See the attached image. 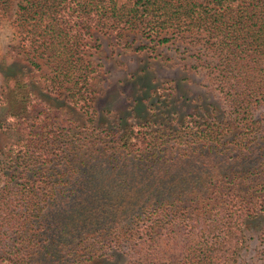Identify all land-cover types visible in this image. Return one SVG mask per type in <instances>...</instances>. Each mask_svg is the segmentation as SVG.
<instances>
[{
    "label": "trees",
    "instance_id": "obj_1",
    "mask_svg": "<svg viewBox=\"0 0 264 264\" xmlns=\"http://www.w3.org/2000/svg\"><path fill=\"white\" fill-rule=\"evenodd\" d=\"M13 21L17 52L39 70L44 91L65 90V104L39 102L29 87L22 90L25 81L2 83L0 103L9 102L7 88L11 98L2 114L9 139L0 150V264H85L118 254L124 264H237L245 222L264 213V110L255 113L264 103V0H18ZM92 28L116 39L136 30L150 41H196L226 108L175 123L152 114L96 123V66L84 53ZM186 151L214 152L215 159L168 181L166 156ZM91 163L109 168L95 186L136 199L122 205V220L79 225L62 217L76 185L94 198L71 201L92 207L70 217L116 211L108 191L78 181ZM179 231V250L168 255L158 242Z\"/></svg>",
    "mask_w": 264,
    "mask_h": 264
},
{
    "label": "rangeland",
    "instance_id": "obj_2",
    "mask_svg": "<svg viewBox=\"0 0 264 264\" xmlns=\"http://www.w3.org/2000/svg\"><path fill=\"white\" fill-rule=\"evenodd\" d=\"M17 1L8 0L6 6L0 1V88L4 80L10 83L17 80L23 84L25 81L27 85L22 90L29 87L33 96L39 98V102L64 105L65 90L61 89L60 93L44 91L36 78L39 70L35 69L24 55L17 52L18 37L13 21ZM163 35L169 34H160ZM86 41L88 45L84 53L96 66L90 87L93 90L91 104L94 108V119L98 124L113 126L124 122L127 117L144 120L151 114L153 115L151 117L155 115L162 120L171 118L175 123L186 114H204L211 111L220 113L226 108L225 99L216 88L212 74L208 71L209 67L203 61L210 57L204 55L202 49H198L200 46L196 41L188 38L179 39L173 35L166 41L157 42L156 39L150 41V37L136 30H125L122 37L116 39L111 31L96 28L90 30ZM126 41L127 45L124 44ZM144 42L153 44L152 48L134 49L137 43ZM41 70H46L45 65H41ZM5 94L10 102V88L5 90ZM9 102L0 103V150L6 146L9 139L8 123L2 116L4 109L9 107ZM262 110L264 103L255 108V113ZM206 154L199 151L194 153L186 151L180 155L168 154L163 164L166 169L163 172L166 173L165 178L170 181L173 175L187 176L192 170L197 169V165L205 166L206 163L213 162L215 153ZM100 171L104 174L109 172V168L97 163L87 164L82 170L83 178L78 181H82V184L86 181L87 185L91 183L90 187L96 192L108 191L106 199L113 202L116 211L109 212L111 214L108 216L104 211V217L95 215L88 219L79 218L80 214L92 205L85 203L86 206L79 208L80 205L71 204V201H90L94 197L88 193L82 196L87 189H82L84 185H79V188L76 185L77 190L71 192L66 205L62 206L64 210L62 217L67 215L71 222L79 225L88 223L93 218L100 222L102 218H109L108 222L112 223L124 218L119 212L122 205L127 204V207H131L136 199L129 192L122 193L114 188L107 190L103 186H95L94 183L99 176L101 177ZM192 183L189 182L190 185ZM183 185L185 184L171 187L166 192H171L174 188L179 191ZM67 192L66 190L65 193ZM66 194H63L64 197ZM167 194L169 195V192ZM100 224H104L103 220ZM181 238L182 232H175L170 242L159 241L158 245L159 247L163 245L168 255H175L182 242ZM146 250L150 249L143 248L141 251ZM125 261L126 255L118 254L110 258L90 260L85 264H124ZM142 264L149 262L146 260ZM237 264H264V213L245 222L242 244L237 252Z\"/></svg>",
    "mask_w": 264,
    "mask_h": 264
}]
</instances>
